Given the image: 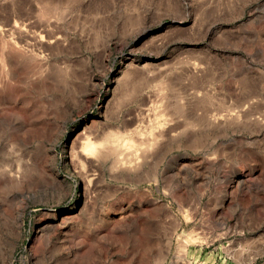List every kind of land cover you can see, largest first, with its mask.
<instances>
[{"label":"rangeland","instance_id":"obj_1","mask_svg":"<svg viewBox=\"0 0 264 264\" xmlns=\"http://www.w3.org/2000/svg\"><path fill=\"white\" fill-rule=\"evenodd\" d=\"M0 264H264V0H0Z\"/></svg>","mask_w":264,"mask_h":264},{"label":"bare ground","instance_id":"obj_2","mask_svg":"<svg viewBox=\"0 0 264 264\" xmlns=\"http://www.w3.org/2000/svg\"><path fill=\"white\" fill-rule=\"evenodd\" d=\"M199 100H200V99H199ZM204 101H205V100H204ZM200 102H201V101H200ZM198 103H199V102H198ZM202 103H203V102H202ZM206 104H208V103H206ZM199 105H200V104H199ZM200 106H202V105H200ZM203 106H205V105H203ZM196 107H197V106H196ZM204 110H205V108H204ZM203 112H204V111H203ZM235 120H236V119H235ZM115 133H116V132H115ZM118 134H119V133H118ZM121 135H122V134H121ZM109 136H110V135H109ZM106 137H107V136H106ZM105 141H106V140H105ZM117 141H118V140H117ZM150 141H151V139H150ZM116 144H117V143H116ZM113 145H114V143H113ZM152 145H153V144H152ZM148 146L150 147L151 145H148ZM109 147H110V146H109ZM114 147H115V145H114ZM114 147H113V148H114ZM101 148H102V147H101ZM101 148H100V149H101ZM106 148H107V147H106ZM110 148H111V147H110ZM116 148H117V145H116ZM116 148H115V149H116ZM100 149H99V150H100ZM108 149H109V148H108ZM111 149H112V148H111ZM150 149H151V148H150ZM135 150H136V149H135ZM146 150H147V149H146ZM94 151H95V150H94ZM141 151H142V150H141ZM156 151H157V150H156ZM104 152H105V151H104ZM108 152H110V151H108ZM113 152H114V150H113ZM113 152H112V153H113ZM124 152H125V151H124ZM130 152H132V151L130 150ZM134 152H135V151H134ZM96 153H97V152H96ZM105 153H106V152H105ZM142 153H143V152H142ZM153 153H154V152H153ZM158 153H159V152H158ZM103 154H104V153H103ZM110 154H111V153H110ZM126 154H127V153H126ZM134 154H135V153H134ZM146 154H147V153H146ZM98 155H99V154H98ZM117 155H120V153H119V154L117 153ZM129 155H130V154H129ZM96 156H97V154H96ZM102 156H103V155H102ZM104 156H105V155H104ZM108 156H109V155H108ZM135 156H136V155H135ZM140 156H141V154H140ZM123 157H124V156H123ZM143 157H144V156H143ZM116 159H117V158H116ZM115 161H116V160H115ZM120 161H121V160H120ZM127 161H128V160H127ZM120 164H121V163H120ZM125 164H126V163H125ZM118 165H119V164H118ZM122 165H123V164H122ZM111 166H112V165H111ZM132 167H133V166H132ZM124 168H125V167H124ZM119 169H120V168H119ZM127 169H128V168H127Z\"/></svg>","mask_w":264,"mask_h":264}]
</instances>
